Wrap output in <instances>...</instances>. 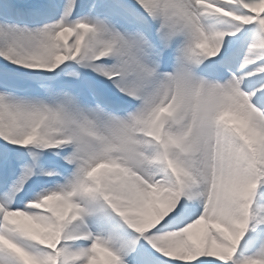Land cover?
Here are the masks:
<instances>
[{"label":"snow or ice","instance_id":"obj_1","mask_svg":"<svg viewBox=\"0 0 264 264\" xmlns=\"http://www.w3.org/2000/svg\"><path fill=\"white\" fill-rule=\"evenodd\" d=\"M0 264H264V0H0Z\"/></svg>","mask_w":264,"mask_h":264}]
</instances>
